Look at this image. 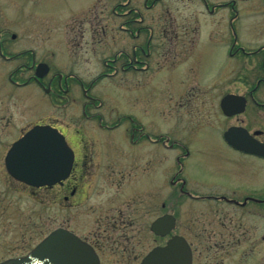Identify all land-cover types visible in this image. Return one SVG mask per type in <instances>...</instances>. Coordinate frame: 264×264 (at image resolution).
Instances as JSON below:
<instances>
[{"label":"flooded vegetation","instance_id":"af4514ba","mask_svg":"<svg viewBox=\"0 0 264 264\" xmlns=\"http://www.w3.org/2000/svg\"><path fill=\"white\" fill-rule=\"evenodd\" d=\"M97 1L88 7L93 19ZM164 1L171 2L109 0L107 11L117 26L113 41L122 39L124 44L104 60V71L89 80L72 67L66 71L38 60L31 49L9 51L0 32V57L18 62L8 73L10 91L41 89L58 116L37 124L57 128L74 151L70 175L54 185L36 187L8 175L30 200L39 190L55 193L53 201L59 203L63 220L57 228L91 246L98 264H140L153 247H163L175 237L185 239L191 264H264L255 258L264 247V34H249L264 31V21L259 20L264 17V0L262 5L254 0H200L204 13L218 18L205 35H195L194 21L164 18L173 12ZM150 12V17L156 13V23L146 16ZM250 13L258 20L254 24L243 22ZM200 38L219 50V65L205 84L195 80L197 71L188 64ZM41 63L48 68L38 75ZM163 71L180 72L179 85L160 77L157 92L149 98L153 109L137 113L131 108L137 101L131 98V86L140 84L142 75L161 76ZM112 77L118 78L113 92L122 94L112 95L107 103L99 81ZM34 125L19 128L7 151ZM146 147L148 156L137 153ZM164 153L172 154L171 168L163 167ZM130 171L141 175L140 204L127 197L121 206L113 203L110 193L107 205L101 199L89 204L91 217L82 222L76 210L98 196L101 180L109 177L103 179L104 187L120 199L119 187ZM147 182L154 185L149 192ZM100 187L99 195L108 193ZM149 199L160 203L149 225L154 245L136 252L130 230L135 229L136 216L141 224L145 221ZM71 209L76 216L69 215ZM166 214L173 217V227L165 235L154 233L152 223ZM142 244L139 237L138 245Z\"/></svg>","mask_w":264,"mask_h":264},{"label":"rangeland","instance_id":"374dc122","mask_svg":"<svg viewBox=\"0 0 264 264\" xmlns=\"http://www.w3.org/2000/svg\"><path fill=\"white\" fill-rule=\"evenodd\" d=\"M94 1L96 0H0V32L5 35L9 51L15 53L31 49L35 51L38 60H49L54 67L66 71L72 67L85 80H89L97 73L104 71V60L124 44L122 39L113 41L112 35H115L114 30H117V26H114L110 12L107 11L109 0H98L95 3L93 8L97 9V18L93 19L92 10L88 7ZM179 1L178 4L173 3V0L171 2L164 1V4L167 7L170 6L173 12L163 16L167 19H177L176 21L179 23L184 20L194 21L191 24L197 27L195 35H205L210 24L213 25L218 19L204 13V7L200 0ZM211 1L222 2V0ZM254 3L262 5L263 0H254ZM101 8H104L105 11ZM145 14L155 22L156 13L151 17L152 12ZM243 19V22L248 24L258 21L252 18V13L245 14ZM259 20L264 21V17ZM153 26L156 29V26ZM192 28L194 27L192 26ZM192 33L189 32V34ZM12 34H15L14 38L11 37ZM155 34L159 35L158 28ZM249 34L252 36L263 35L264 31L257 33L255 29L251 30ZM199 40L188 64L193 65L197 71L195 80L205 84L209 81H207V77L214 75L219 65V50L217 44H208L203 38ZM51 52H53V56L50 55L49 58L47 55ZM17 63L5 61L0 57V262L26 254L48 233L63 224L59 203L53 201L57 197L55 193L48 194L46 190H39L30 200L16 187L17 184L8 175L5 168L4 158L7 148L12 140L19 135L21 130L19 128L30 123L44 122L49 118L55 119L58 116L53 112L41 89L27 87L16 90L15 93L10 91L11 85L7 82V77L9 71ZM180 76H182L180 72L173 74L168 71H163L161 76L158 74L142 75L140 84L131 86V98L136 97L137 99L135 107L131 108L142 115L145 108L153 109L152 105H148L151 103L149 98L150 95L157 92L156 83L161 79L160 77L162 80L170 79L168 83L177 87ZM117 80V77H112L99 81V89L102 90V97L107 103L113 98L112 95L122 94L121 91L113 92ZM210 81H212L211 78ZM23 103L26 112L23 110ZM131 149L133 148L131 147ZM149 152V147H146L142 152L137 151L138 154L146 153L147 156ZM137 153L131 152L130 155L140 156ZM171 155V153L163 154V167H172ZM132 159L134 158L132 157ZM137 161L139 162V160ZM142 165L139 163L137 167L142 170ZM153 171L152 167L146 172L149 174ZM126 172L128 171L126 170ZM130 172L131 175L119 187L120 199L115 198L116 195L110 192L108 187H104L106 185L104 181L109 177L105 176L104 181L101 180L100 185L107 189L108 193L103 192L99 195L101 190L99 185L98 196L95 194L96 196L90 199L87 206L83 205L77 208L79 218H83L82 222L91 217L90 213H87L89 204L94 200L100 201L101 199L104 200V205H107L106 200L110 199L108 197L110 193L114 200L113 203L121 204V206L124 201L122 199L128 200L127 197L140 204V195L143 193L140 189L141 175L136 171ZM105 173H107L106 170H104ZM153 186L147 182L146 191L152 190ZM166 191L164 187L163 194ZM146 205H148L145 215L147 222L144 221L141 224V220L136 216L135 229L130 230V235L134 237L130 241L131 246H137L136 252L142 253L150 250L154 245V236L149 230V225L160 208L159 202L154 203L150 199L146 201ZM74 214L75 210L71 209L69 215L73 217L77 215ZM144 224L146 229H144ZM85 228L89 230L90 225L87 223ZM139 237L143 242L141 246L138 245ZM255 255L256 259L264 260V247L260 246Z\"/></svg>","mask_w":264,"mask_h":264},{"label":"water","instance_id":"95a60500","mask_svg":"<svg viewBox=\"0 0 264 264\" xmlns=\"http://www.w3.org/2000/svg\"><path fill=\"white\" fill-rule=\"evenodd\" d=\"M47 68L45 63H41L38 75L46 73ZM5 163L15 179L36 187L51 186L70 175L74 152L57 128L38 124L13 143ZM173 220L166 214L155 220L151 229L165 235L173 227ZM0 264H98V258L93 248L77 235L57 228L27 255L10 258ZM140 264H191L185 239L175 237L163 247H154Z\"/></svg>","mask_w":264,"mask_h":264}]
</instances>
